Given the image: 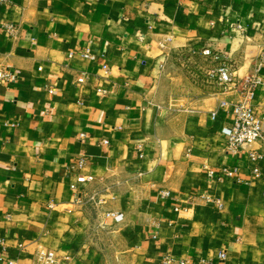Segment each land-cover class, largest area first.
Here are the masks:
<instances>
[{
  "label": "crops",
  "instance_id": "0c3cea01",
  "mask_svg": "<svg viewBox=\"0 0 264 264\" xmlns=\"http://www.w3.org/2000/svg\"><path fill=\"white\" fill-rule=\"evenodd\" d=\"M263 52L264 0L1 1L0 236L19 264L39 247L61 264H264V139L227 150L219 103L240 93L210 74L226 63L242 78ZM253 103L264 113L262 89ZM227 165L243 181L209 172ZM79 175L93 179L76 198Z\"/></svg>",
  "mask_w": 264,
  "mask_h": 264
},
{
  "label": "built area",
  "instance_id": "2783aa9c",
  "mask_svg": "<svg viewBox=\"0 0 264 264\" xmlns=\"http://www.w3.org/2000/svg\"><path fill=\"white\" fill-rule=\"evenodd\" d=\"M3 0H0V2ZM12 34L15 33V28L10 27ZM205 54H210V49H205L203 51ZM80 53L86 58H95L96 55L91 52V50L84 49ZM71 52L69 56H73ZM264 61V52L262 53L259 62L257 63L254 71L247 74L242 78H238L230 66L223 63L221 66L211 71L212 78H215L222 88L223 93H228L236 89L240 93L239 99H221L219 107L223 109H229L232 113V120L229 126L223 128V133L227 137V150L230 153H239L246 146H251L255 141L264 139V113L257 112L254 105V97L257 89H262L264 91V75L260 73L261 64ZM103 68L108 71V65L104 64ZM12 72L7 68L0 69V84L9 82L12 79ZM84 74H79L75 81L76 83L84 82ZM101 93L105 94L108 89H100ZM215 117L216 111L212 112ZM84 133L81 134V137ZM103 143H108L107 139H103ZM249 160L252 162L251 170L253 177H260L263 170L260 164V160L263 155L261 151L257 149H250L248 151ZM86 164V158L80 157L74 164L69 166L70 170H76L81 168ZM211 174L218 175L219 179L229 178L237 182L243 181L239 176L238 166H221L216 171L209 169ZM93 179L92 176L79 175L76 182H71L70 187L76 194V198L79 197V184L86 183ZM169 191H163L162 195L167 196ZM203 199L209 204L213 205L217 209H222L224 207L223 201L211 194L202 195ZM53 207V204L50 205ZM180 209L186 210V207L175 206L174 210L179 211ZM105 217H112L115 221H120L123 218L121 212L107 211L105 212ZM9 244L4 236H0V256L5 261V264H19L18 255H13L9 250ZM218 259L221 261L226 260L227 252L221 250L217 254ZM174 262L172 255L166 253L163 256L162 264H171ZM178 264H210L203 258L199 259H180L177 261ZM31 264H61V259L56 251L52 249H46L44 247L37 248L32 257Z\"/></svg>",
  "mask_w": 264,
  "mask_h": 264
}]
</instances>
